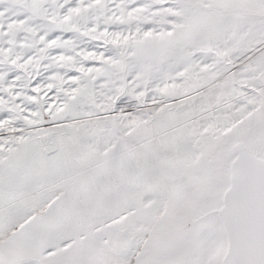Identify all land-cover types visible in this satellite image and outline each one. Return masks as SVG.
Listing matches in <instances>:
<instances>
[{
  "label": "snow or ice",
  "instance_id": "1",
  "mask_svg": "<svg viewBox=\"0 0 264 264\" xmlns=\"http://www.w3.org/2000/svg\"><path fill=\"white\" fill-rule=\"evenodd\" d=\"M0 264H264V0H0Z\"/></svg>",
  "mask_w": 264,
  "mask_h": 264
}]
</instances>
